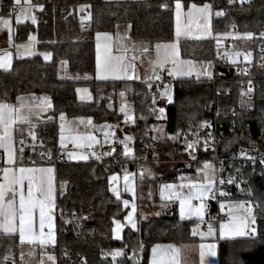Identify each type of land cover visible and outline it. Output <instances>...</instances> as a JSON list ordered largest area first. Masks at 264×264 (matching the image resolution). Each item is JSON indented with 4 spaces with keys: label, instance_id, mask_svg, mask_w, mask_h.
<instances>
[{
    "label": "trees",
    "instance_id": "obj_1",
    "mask_svg": "<svg viewBox=\"0 0 264 264\" xmlns=\"http://www.w3.org/2000/svg\"><path fill=\"white\" fill-rule=\"evenodd\" d=\"M34 1L42 5L39 12H33V15L37 14V24L18 25L15 41L23 42L36 32L38 53L31 58H14L11 69L0 70V93H7L8 100L23 95L47 96L51 100L56 120L61 115L68 119L85 117L97 124L113 123L123 117L118 105L120 94L124 93L134 114L131 145L134 158H126L121 147L102 161L93 158L87 162L69 161L56 166L59 182L67 183V192L58 201L63 214L67 215V219L74 213L82 212L90 217L84 221L85 227L80 237L76 235L74 224L63 223L56 217L57 239L55 245L48 249L54 256L55 264H64V251L81 255L87 264H133L130 258L113 259V253L123 249H128L136 256L138 264H149L150 253L155 245L197 242L198 239L193 236L196 223L180 220L176 204H171L158 217L139 220L137 231L128 228L121 242L114 241V221L122 220L126 210L111 193L108 176L119 171L135 173L140 160L144 159L168 162L178 168L179 165L174 162L184 157L185 149L181 146L179 135L195 132L201 124L211 120L214 116L211 106L215 103L220 104L218 114L228 127H232L223 139L222 154L234 153L242 146L264 154V79L261 68L255 63L258 85L253 113L239 109V84L243 78L228 76L232 67L227 64L217 68L216 83L212 79L196 78L176 81L173 102L166 107L164 119L160 120L153 103L158 97L157 82H97L86 79V75L94 74L96 70L94 37L97 33H112L119 25L130 24L135 41L171 42L175 34L176 1L186 5L214 2L218 10L229 11L214 19V29L226 32L238 26L241 34L252 33L254 38L246 43L240 42L239 47L253 50L258 57L259 46L264 40L261 35L264 33V0H250L232 6H228L227 0ZM11 5L12 0H1L0 17L10 15ZM84 7L90 10L86 21L79 19ZM6 40L7 33L1 31L0 48L7 46ZM45 51L52 53L49 62L41 57ZM213 51V42L209 40L181 43V54L186 59L211 60ZM64 64L67 74L78 78H61L60 68ZM80 87L90 88L94 97L91 102L78 99L77 90ZM231 90L235 94L233 98L227 96ZM219 92L223 95L219 96ZM231 104L238 108L235 114L229 111ZM160 124L164 126L166 135L163 139L154 138L153 129ZM44 130H48L49 134L46 135ZM39 138L46 146L45 152L55 149L56 125L40 126ZM34 149L24 155L25 163L28 158V164L45 165L41 159L43 151L40 153L37 148ZM52 158L54 163V154ZM171 175L159 177L153 182L158 186L170 180ZM250 188L253 202L258 204L255 212L256 233L242 239L222 240L219 244L220 264H264V175L254 178ZM236 199L243 201L247 197L238 195ZM92 211L94 214H91ZM23 247L17 236L0 235V264H18Z\"/></svg>",
    "mask_w": 264,
    "mask_h": 264
},
{
    "label": "crops",
    "instance_id": "obj_2",
    "mask_svg": "<svg viewBox=\"0 0 264 264\" xmlns=\"http://www.w3.org/2000/svg\"><path fill=\"white\" fill-rule=\"evenodd\" d=\"M40 1V0H38ZM106 2H127V1H142V0H104ZM228 6H232L236 3H238L236 0H227ZM180 3V28H181V35L177 37L176 35V27H177V19H176V4ZM210 6L209 13L207 20H205L203 14H200L195 11V9L192 8L193 5L196 6V8H203L205 5H196V4H189L186 5L182 1H176L174 3V27H175V34L174 39L171 42H146V41H135L133 39L132 34V27L130 24H122L117 26L114 32L112 33H99L100 38L99 41L97 40V34L94 37L95 42V57L97 58V44H100V53L101 57L104 55V46L105 44L108 45L110 49V54L113 57H123V63L124 64H131L132 67L127 68V75L121 74V78L116 79L113 76H109L107 80H101L97 77V72L95 70L94 74L86 75L87 80H96L97 82H113V81H126V82H157V79L155 78L156 75L161 76L162 74H169V70L173 69V65L171 63L165 64L163 67L157 66V45H160V53H163V46L165 45H172L175 44L179 51V60L182 62H190L191 64V71L192 74L189 75H170L175 81L186 79V78H196V79H211L216 74V65L214 63V57L211 58V60H204V61H196L192 59H186L182 57L181 54V43L186 41H206L209 40L213 42L214 47H220L222 46L224 39L227 37V32H218L214 29V19L219 16L225 15L224 12L226 10L220 11L215 6L214 2H208L206 3ZM11 7H15L17 11V16L24 12L26 13V16H20V24L15 23V29H14V37H15V31L18 25H24V24H30L31 17H36V23H33V25L37 24V14L33 15V12H39L42 8L41 3L36 4L34 0H20L19 3H16V0H12ZM10 7V8H11ZM88 7H84L82 11L87 9ZM89 9V8H88ZM81 11V12H82ZM90 11V10H89ZM192 12V17L189 18V12ZM80 12V13H81ZM221 13V15H217V13ZM14 13V14H15ZM86 14L83 20L86 21L87 16ZM11 16V14H10ZM17 16H14L13 19L16 21ZM80 19V17H79ZM207 29V31H206ZM103 34H107V40H105V36ZM253 38V35L249 38L246 34H241L238 36L234 42L233 49L228 54L229 59V66L236 67L238 65H232L230 63L231 53L236 52V58L239 59L246 55L248 58L246 59L245 63L239 64V65H246L250 64L252 61L256 60L257 56L253 50H246L241 49L239 47L240 42L246 43L247 41L251 40ZM219 40V43L217 41ZM18 43V42H17ZM238 44V46H237ZM9 44L7 43L6 47L0 48L1 55L7 57V62L9 63V66L7 68H0V70H9L12 67L14 58H17L14 55V58H12V51L10 52ZM14 52V51H13ZM43 53V52H42ZM41 53V54H42ZM214 53V51H213ZM239 53V55H237ZM215 56V54H214ZM47 62L51 60H45ZM237 62V61H236ZM242 60L240 61V63ZM185 69H187L188 64L185 63L183 65ZM61 73L65 72L67 73V67L66 65H62L60 68ZM210 73V76L203 75L204 72ZM197 73H201L199 77L197 76ZM165 88H168L167 86L163 88H157L158 97H165L162 95ZM174 91V90H173ZM169 89L170 94L173 92ZM122 94V93H121ZM120 94L119 97V103L120 105V111L124 107L122 105V101L124 100L127 105L129 106V112H126L125 110L121 111L123 114V117L115 121L113 123H106V132L107 137H100L99 141V148L97 149V152L99 150L106 151L110 147V144L112 140H119L122 144V149L125 151L124 155L126 158H134V156H130L129 152L126 153V148H131L132 145V132L134 129V121L131 123V120L128 119L129 116H132L134 119V114L131 105L126 99V95L123 93V95ZM47 96H35V95H23L16 97L14 100H8V94L5 92L0 93V103L8 105L10 108L15 109L17 111H14L12 113L13 118L15 119V123L12 124L11 128L8 129V133L10 136V141H6V143H10L11 151L13 153L12 162H9L8 157V151L6 148L0 147V184L6 185V187L10 188L11 190L7 191L4 201L2 202L5 206H7L8 200L13 199V195L15 193L14 197V204L15 207L19 208V193L21 190L20 185H9L8 181L5 180V173L4 169H9V176L11 174H15L16 177L20 176L19 169L20 168H31V169H48L51 168L52 172L49 174L47 172L41 173L36 172L34 173L36 177V184L34 185V195L38 196L39 192L36 190L40 178L43 177L45 180H47L48 176H51V183L53 188V204H52V232L55 237L54 243H49L47 245L41 246L39 243L30 244L25 240L24 242H21L20 244L24 245L23 250L25 249H36L38 253L41 252V249H50L53 247L56 243L57 234H56V211L55 207L58 204V201L60 198H62L66 192H67V183L65 182H59L57 178V167L53 165H36V164H28V158L26 159V163L23 160L24 155L27 152H32L35 150L34 148V142L39 138V128L42 125H50L54 126L56 125V135H57V143L55 149L42 150L41 148H37L38 151H43L42 155L46 153L50 159L52 158V154H56L57 150H59V130L61 125H67L65 120L57 119L53 115V107L51 100L48 101L51 105V107H46L41 110L43 105L42 98H45ZM154 99V104H156V100ZM79 99V98H78ZM82 102H91L89 101H83L79 99ZM92 100V99H91ZM123 106V107H122ZM17 113L23 118L27 119V123L23 122L21 119H16ZM161 114L158 111V115ZM162 115V114H161ZM91 119V118H90ZM158 119H164V117H161ZM94 122V121H93ZM95 123V122H94ZM97 124V123H96ZM104 124V123H102ZM163 126V125H162ZM161 127V126H160ZM154 127L153 132L155 131ZM114 134V137L110 141L107 142L109 139V136ZM114 132V133H113ZM5 129L2 125H0V136L4 135ZM155 135V134H154ZM156 137V135H155ZM158 138V137H157ZM165 137H161L163 139ZM24 145V150L20 149V146ZM132 149V148H131ZM55 151V152H54ZM54 152V153H53ZM66 152V151H65ZM131 152V151H130ZM41 153V152H40ZM67 153V152H66ZM134 154V153H133ZM68 156V153H67ZM69 158V157H68ZM96 158V157H95ZM81 162V161H80ZM208 167H204V170L202 174L197 173H179L178 168L174 167L171 163L164 162V161H153V160H140L138 170L135 173L128 172V171H122V172H116L112 173L108 176V183L111 190V193L115 196L117 200H119L122 203L123 208L126 210V215L122 220H116L114 221L113 225V239L116 242H121L124 236V232L126 229H131L133 231H137L139 220H150L151 218L158 217L161 215L162 212H165L166 209L171 204H176L178 207L179 212V218L182 221H193L195 222L194 230L196 232L195 236L198 241L194 243L189 244H183V245H177V244H158L155 245L153 248H157L158 250L163 253H168V259L170 260L173 257V251L172 249H175V262L176 264H202L201 257H200V245L201 244H215L216 245V255H205L203 259V264H220L219 263V244L222 240L226 239H242L244 237H235V236H220V227L217 228L216 225L209 223V227L213 229L212 235L208 234L209 227L206 231H201L202 225L205 223L207 210L205 207L204 210V216L203 219L200 217H197L195 215H185L184 217H181L180 214V204L179 200L175 198H169L170 193H179L182 196H187L189 194L190 188L189 186L192 184H205L208 180L212 181V191L214 189L215 185V178H214V171L211 165L207 164ZM171 174H174L173 176ZM128 176V181L126 182L124 177ZM165 175H171L172 177L170 180L160 183L158 186L153 182L159 177L165 176ZM116 176L118 179L116 181H112L110 178ZM165 185H173L174 187L172 189H165ZM131 190H128V189ZM113 189H116L119 192V196H117L116 192L113 191ZM22 190L24 192L25 197H27V190H28V180L25 179L22 184ZM162 192H163V198H162ZM212 192L208 194L207 197L203 200V203L207 205V201L210 198ZM124 201H128V204L125 205ZM201 203L200 200L193 199L191 201V204L193 206H198ZM243 205L241 203V200L236 199V201L232 202V209L235 212L234 216H239L242 218H245L242 215V209H246L243 207H233V205ZM247 212V209H246ZM129 213H131V220H129ZM117 222L120 225L119 232L115 231L117 228ZM13 223L16 225L17 230L15 232L7 233L3 230L2 227V218H0V235L5 236H17L19 238V231H18V225H19V218L18 215L16 219L13 221ZM133 224L135 225L133 227ZM226 224V223H225ZM34 231L36 233H39V210L37 209L34 213ZM49 229L46 226L44 228V233L47 235ZM200 233H204L203 236L200 235ZM152 248V250H153ZM151 250L150 258H149V264H152L153 260V251ZM21 251V254H22ZM49 251V250H48ZM120 252V251H117ZM20 254V258H21ZM48 256L52 257V261L55 263L54 256L48 252ZM120 256V255H119ZM20 261H22L20 259ZM20 263V262H19Z\"/></svg>",
    "mask_w": 264,
    "mask_h": 264
},
{
    "label": "snow or ice",
    "instance_id": "obj_3",
    "mask_svg": "<svg viewBox=\"0 0 264 264\" xmlns=\"http://www.w3.org/2000/svg\"><path fill=\"white\" fill-rule=\"evenodd\" d=\"M20 0H16V3H19ZM180 3L176 4V19H177V27H176V35L179 37L181 35V28H180ZM193 9H195L196 12L203 14L205 20H207L208 13L210 6L208 4H205L203 8H196L195 5L192 6ZM189 18L192 17V12H189ZM217 15H221V13H217ZM20 16H26V13L21 12L17 16V23L20 22ZM32 23H36V17H31ZM3 24L5 27L9 26V21L4 20ZM207 31V29H206ZM101 34H97V40L99 41ZM105 36V40H107V34H103ZM249 38L252 36V33L246 34ZM264 36V33L261 34ZM30 39H34L33 37H30ZM219 43V40L217 41ZM160 45H157V66L163 67L165 64L171 63L174 67L173 69L169 70V75H191V64L190 62H182L179 60V51L175 44L172 45H165L163 46V53L161 54L159 49ZM239 55V53H237ZM45 60H48L50 58L49 54H44ZM247 59V57H245ZM123 57L117 56L113 57L110 54V49L107 44L104 46V55L101 57L100 53V44H97V58H96V72L97 77L101 80H107L108 77L111 75L116 79L121 78V74L127 75V68L132 67L131 64H124ZM235 63V60L232 61ZM187 63L188 67L185 69L183 65ZM9 66V63L7 62L6 57H0V68H7ZM201 73H197V76L199 77ZM203 75L210 76V73L204 72ZM156 79H159V75H156ZM81 91V90H77ZM87 91V90H83ZM123 95V93L121 94ZM162 95L167 96L168 90L165 89V92L162 93ZM81 99H84V97H81ZM170 99V98H169ZM43 105L41 110L46 107H51L50 103L46 98H42ZM171 102V99H170ZM124 109L122 108L121 111ZM14 111H17L15 109L10 108L8 105L0 103V125H2L5 129L4 135L0 136V147L6 148L8 151V157L9 162H12L13 153L11 151L10 143H6V141H10V136L8 133V129L11 128L12 124L15 123V119L12 116V113ZM159 112L163 114L165 112V109L161 108L159 109ZM16 119H21L23 122L27 123V119L23 118L17 113ZM64 117L61 115V120H63ZM65 128L64 125H61V135H60V143L61 146H64L65 143ZM107 135V133L105 134ZM70 139L72 143L76 147H83L85 143L89 147H91V143L94 140V137L91 135L84 137V136H70ZM188 148H194V144H188ZM207 147V145H206ZM130 152V149L126 148V153ZM72 158H78V159H87L86 156L80 155L76 156L75 154L70 153L69 154ZM107 155V153H106ZM207 168L208 165H205ZM20 176L16 177L15 174H11L9 176V169L5 168V180L8 181L9 185H20L21 190L19 193V208L17 209L14 204V197L15 193L13 195V199L8 200L7 206H5L2 202L5 199L7 191L11 190L10 188L6 187V185L0 184V218H2V227L3 230L7 233L15 232L17 230L16 225L13 223V221L16 219L17 215L19 218V225H18V231H19V239L21 242H24L27 240L28 243L34 244L39 243V245L44 246L49 243L55 242V237L52 232V204H53V188L51 183V176L49 175L47 180H45L43 177L40 178L39 185L37 187V191L39 192V195H34V185L36 184V177L34 173L36 172H47L51 173L52 169H31V168H20L19 169ZM27 179L28 180V190H27V197H25L24 192L22 190V184L23 181ZM112 181H116L118 178L116 176H113L110 178ZM125 181H128V176L126 175L124 177ZM231 182V181H229ZM223 183V181H221ZM173 185H165V189H172ZM190 191L187 196H182L179 193H170L169 198H175L179 200L180 204V214L181 217H184L185 215H195L197 217H200L203 219L204 216V210L206 205L203 203V200L205 197L208 196L210 192H212V181L208 180L205 184H192L189 186ZM128 190H131L130 188ZM114 192H116L117 196H119V192L116 189H113ZM221 196L226 195V193L221 192ZM162 198H163V192H162ZM214 198V194H213ZM193 199L200 200L201 203L198 206H193L191 204V201ZM125 205L128 204V201H124ZM221 208L224 207L223 204L220 205ZM233 207H243V205H233ZM39 210V233H36L34 231V213L36 210ZM249 214L251 213V209H247ZM129 220H131V213H129ZM255 223V217L248 218H242L239 216H231L228 223H222L220 225V236L223 238L225 236H235V237H244L246 235V229L250 228V224ZM48 227L49 231L47 235L44 233V228ZM135 225L133 224V227ZM120 225L117 222V228L115 231L119 232ZM251 234L256 233L255 228L250 229ZM213 229L211 226L209 227L208 234L212 235ZM196 232L193 230V235H195ZM201 236L204 235V233H200ZM216 245L215 244H201L200 245V257L203 264V259L205 255H211L215 256L216 252ZM153 260L152 264H176L175 262V249H172L173 251V257L169 260L168 253L165 251L161 253L157 248H153ZM121 255L120 252H116L114 256ZM49 259H52L51 256L48 257Z\"/></svg>",
    "mask_w": 264,
    "mask_h": 264
},
{
    "label": "built area",
    "instance_id": "obj_4",
    "mask_svg": "<svg viewBox=\"0 0 264 264\" xmlns=\"http://www.w3.org/2000/svg\"><path fill=\"white\" fill-rule=\"evenodd\" d=\"M16 11L17 9L15 7L10 8L11 15ZM88 13V8L82 11L79 14L80 20L84 21L83 19ZM228 13L229 11L227 10L224 12V14ZM240 35L241 33L238 26H233L232 29L227 32V37L224 39L222 46L214 47L215 56L213 60L216 65V70L218 67H225L229 63L228 53L233 49L234 42ZM12 58H14V55H12ZM255 63H257L261 68V75L264 79V40L259 46V53L256 60L244 66L238 65L236 67H232V71L229 70L227 73L228 76H237L243 78L239 84V97L242 96V98L247 99L249 104V107L246 111L247 113H253L255 110V94L258 85L257 76H255ZM211 79L214 83H216L217 75L215 74ZM175 82L176 81L169 74H162L159 76V79H157L160 89L167 86L171 91L174 90ZM218 95L222 96L223 93L219 92ZM227 96L233 98L235 94L231 90ZM170 103L169 97H158L155 104L156 109L158 111L161 108L166 109ZM219 106L220 104L218 103H215L211 106V110L214 111L213 118L202 124L197 136L190 141L189 144H194V148H188L186 146L184 149V157L181 160L174 162L175 164L179 165V173L198 172L199 174H202L204 167L207 164L211 165L213 168L215 185L210 198L207 201V215L206 220L204 221L205 223L202 225L201 231H206L209 227V223H212L216 225L217 228H219L222 223H228L230 217L234 216L235 212L232 209L231 203L236 201V196L241 195L240 193L243 189L245 172L253 170L264 174V154L257 152V150L253 148L242 146L234 153L228 155L222 154L223 139L227 135V130L231 132L230 129H232V127H228L225 120L218 114ZM228 108L232 114H235L238 110V108L232 104L229 105ZM44 133L48 135L49 131L44 130ZM33 144L36 148H41L42 150L46 149L45 144L40 138L35 140ZM121 147L122 144L119 140H112L108 150L98 152L97 159L102 161V159L107 155L120 150ZM24 148V145L20 146L21 150H24ZM41 159L45 164L53 166H57L59 163L69 162L66 152L62 150H57L54 163H52L50 157L46 153L41 155ZM116 164H119V162H116ZM221 181H223V183H221ZM221 192L226 193V195L221 196ZM241 203H243V206L246 209H251L250 214L247 211L246 213H242V215L248 219H250V217H255V212L258 206L249 200H243ZM221 204L224 205L223 208L220 207ZM55 211L61 222L75 225L77 237L83 235L82 231L85 227L84 221L90 217L89 214H86L85 212H82L81 214L74 213L71 218L67 219V215L63 214L59 204H57L55 207ZM91 214H94V212L92 211ZM251 228H255V225L250 224V228L245 230L246 235L244 237L253 235L250 232ZM120 253L121 255L118 258L119 260L131 258L133 256V254L130 253L128 249L120 250ZM63 262L64 264H87L81 255H73L67 251L63 252Z\"/></svg>",
    "mask_w": 264,
    "mask_h": 264
},
{
    "label": "rangeland",
    "instance_id": "obj_5",
    "mask_svg": "<svg viewBox=\"0 0 264 264\" xmlns=\"http://www.w3.org/2000/svg\"><path fill=\"white\" fill-rule=\"evenodd\" d=\"M236 1L238 3H245V2L247 3L250 0H236ZM14 16H17V13L12 14L11 16L9 15V16H6V17H0V32L1 31H5L7 33V40L6 41H7V43L10 46L9 47L10 52L12 51L11 55H15L17 57V59L31 58V57L35 56L38 53V50H37V45H38L37 33L33 32V33H31L29 35V37L25 41L17 43L15 41V37H14V29H15L14 25H15V23L16 24H20V22L17 23V20L15 21L13 19ZM32 17H35V16H32ZM4 20H8L9 21V26L8 27L4 26V24H3ZM31 22H32V20H31ZM30 24H33V23H30ZM30 37H33L34 39H30ZM44 54H49V56H50L49 60H52V53L51 52L45 51V52H43L41 54V57H43V59L45 60ZM0 57H5V56L1 55V53H0ZM231 57H232L231 58L232 60H230V63L232 65H239V64L245 63V61H247L245 59V57H247L246 55H244L242 57V59L241 58L237 59L236 58V52L231 53ZM233 60H235V63L232 62ZM241 60H242V62L240 63ZM68 74L65 73V72H62L61 78L69 79V80H74L70 76L78 78V76H76V75H71L70 73H68ZM78 89L81 90V91H77V96H78L79 99H81V97H84V99H81L83 101H89V100L92 101L94 99L93 93L90 90V88H88V87H80ZM165 89L168 90V95L167 96L163 95V96L169 97L171 99V102H173V97H174L173 96V92L170 94L169 89L168 88H165ZM165 89H164L163 93L165 92ZM83 90H87V91L85 92ZM122 97H120V99ZM45 98L48 101H50L49 97H45ZM121 101L123 103L122 105H124V107L122 106L123 109L126 112H129V106L127 105V103L124 100H121ZM238 104H239V109L243 110V112L247 111V109L249 107L247 99L242 98V96L239 97ZM164 116H165V112L162 115L161 114L158 115L159 118L164 117ZM63 117H64L63 120H65L66 124H67V125H64V128H65L64 135H65L66 139H65L64 146L62 147L61 143H60V135H61V127H60L59 140H58L59 141V147H60L59 151H61V150L62 151H66L68 153L69 161H72V162H80V161L81 162H87V161H89V160H91V159H93L95 157L98 158V152L101 151V150H99L97 152V149L100 146L99 145L100 137H102V136L103 137H107V135H105L107 133L106 132V126H107L106 123H104V124H96V123L93 122L92 119L85 118V117H83V118H74V119H68L65 116H63ZM128 119H130L131 123H133L134 119H133L132 116H129ZM201 126H202V124L195 130V132L188 131V132L181 133L179 135V138L181 139V146H183V148H185L190 143V141L197 136V134L200 131ZM156 127H158V128H155L154 134L156 135V137L154 135V138L158 137L157 139H161V137H165L166 135H165V131H164V126H162V124H160V125H158ZM89 135L94 137V140L91 143V147H89L87 145V143H85L83 147H79L78 148L72 143V141L70 139V136H84V137H87ZM110 135L111 136H109V139L107 140V142L110 141L112 139V137H114V134H112V131H111ZM167 139L169 140L170 137H168ZM129 149L131 151V152H129V155L131 154L130 156H134L133 149H131V148H129ZM70 153L75 154L77 157L80 156V155L86 156L87 159H83V160L82 159H78V158L74 159V158H72L69 155ZM107 156H109V155H107ZM156 159H159V158L156 157ZM258 175L261 176V175H264V174L259 173V171H253V170L247 171L244 174L243 189H242L240 194L241 195H245L247 197V200H249L251 202H253V198L254 197H253V194H252V191H251V188H250V184L253 181V179L256 178ZM255 204L258 205L257 203H255ZM241 213H246V209L243 208ZM255 218H256V216H255ZM254 225H255V223H254ZM48 252L49 251L47 249H41L40 253H38V251L36 249H28V250L25 249V250L22 251V254H21V260L22 261L19 260L20 263H18V264H55L52 261V259L48 258L49 257L48 256ZM116 252L117 251H115L113 253V259H115V260H117L119 258V256H114V254ZM12 262L16 263L14 261H12ZM2 264H6V262L5 263L3 262Z\"/></svg>",
    "mask_w": 264,
    "mask_h": 264
},
{
    "label": "water",
    "instance_id": "obj_6",
    "mask_svg": "<svg viewBox=\"0 0 264 264\" xmlns=\"http://www.w3.org/2000/svg\"><path fill=\"white\" fill-rule=\"evenodd\" d=\"M130 261L133 263V264H138V260H137V257L136 256H132L130 258Z\"/></svg>",
    "mask_w": 264,
    "mask_h": 264
}]
</instances>
